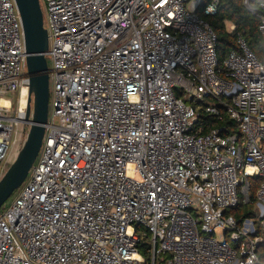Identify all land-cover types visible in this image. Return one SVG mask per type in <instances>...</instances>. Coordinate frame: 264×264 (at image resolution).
<instances>
[{
  "label": "built area",
  "instance_id": "2783aa9c",
  "mask_svg": "<svg viewBox=\"0 0 264 264\" xmlns=\"http://www.w3.org/2000/svg\"><path fill=\"white\" fill-rule=\"evenodd\" d=\"M40 3L52 115L1 208L0 264H264V63L237 33L220 75L200 13L220 0ZM244 5L264 37V0ZM28 95L20 14L0 0V178L20 120L31 126ZM193 100L219 117L224 106L237 128L203 134ZM252 177L255 216H238Z\"/></svg>",
  "mask_w": 264,
  "mask_h": 264
},
{
  "label": "water",
  "instance_id": "95a60500",
  "mask_svg": "<svg viewBox=\"0 0 264 264\" xmlns=\"http://www.w3.org/2000/svg\"><path fill=\"white\" fill-rule=\"evenodd\" d=\"M15 2L21 18L27 54L29 95L26 120L31 121V126L24 146L0 179V209L27 180L39 156L50 106L49 64L46 57L49 36L44 25V12L40 0Z\"/></svg>",
  "mask_w": 264,
  "mask_h": 264
},
{
  "label": "trees",
  "instance_id": "16d2710c",
  "mask_svg": "<svg viewBox=\"0 0 264 264\" xmlns=\"http://www.w3.org/2000/svg\"><path fill=\"white\" fill-rule=\"evenodd\" d=\"M208 3L205 0L204 6ZM200 13L205 20L211 25L218 37L217 49L219 66L218 70L221 76L227 77V70L224 67V60L230 50L236 46L237 33H239L246 41L250 50H252L257 58L264 63V37L259 30L260 20L257 15L250 12L244 5V0H220L217 13L214 15H204L203 8ZM227 23H234L236 25L235 32H228ZM215 101V100H213ZM191 103L199 108V122L196 129L201 128V132L207 133L213 128L227 125L232 128H237L236 124L232 122L227 115L224 106L221 107V117L212 115L205 111L201 104L195 102ZM201 105V106H200ZM260 179L258 177L251 178V204L240 203L234 211L238 216L246 214L255 216V202L257 188ZM9 200L6 202L8 203ZM1 211V209H0ZM264 256V255H262Z\"/></svg>",
  "mask_w": 264,
  "mask_h": 264
},
{
  "label": "rangeland",
  "instance_id": "374dc122",
  "mask_svg": "<svg viewBox=\"0 0 264 264\" xmlns=\"http://www.w3.org/2000/svg\"><path fill=\"white\" fill-rule=\"evenodd\" d=\"M47 60H48L49 67H51V64H52L51 57L47 56ZM50 92L53 93V82H52V80H50ZM52 100H53V98H52V95L50 94V106H49V115H50V117L52 115ZM18 104H19V97H16L15 103L13 105V107L15 108L14 112H16V110H17L16 105H18ZM28 131H29V127H26L25 125H23L22 120H20V124L18 126V133H19L18 140H17L16 144L14 145V148L12 149L10 161L8 163V167L6 169H4L3 175L6 173L8 168L12 165V163L16 159L18 153L20 152V150L24 146V143H25L27 135H28ZM27 181H28V179L24 182V184L20 187V189H18L13 194V196L9 199V201H12V200H14L16 198V196L18 195L19 190H21L23 188V186L27 183ZM256 216H257V213H256ZM255 220L257 221V223L259 222V219L258 220L255 219ZM220 233H221V230L218 229L217 230V235L219 236Z\"/></svg>",
  "mask_w": 264,
  "mask_h": 264
},
{
  "label": "bare ground",
  "instance_id": "6f19581e",
  "mask_svg": "<svg viewBox=\"0 0 264 264\" xmlns=\"http://www.w3.org/2000/svg\"><path fill=\"white\" fill-rule=\"evenodd\" d=\"M26 95H27V90L24 89V90L22 91V95H21L22 107H23V105H24V103H25ZM3 102L6 103V101H3Z\"/></svg>",
  "mask_w": 264,
  "mask_h": 264
}]
</instances>
